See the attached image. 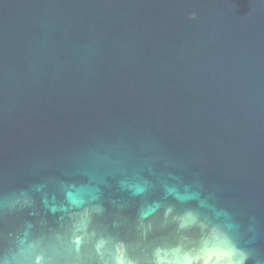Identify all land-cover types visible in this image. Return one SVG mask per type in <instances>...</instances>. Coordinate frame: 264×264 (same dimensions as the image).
I'll use <instances>...</instances> for the list:
<instances>
[{"label": "water", "instance_id": "95a60500", "mask_svg": "<svg viewBox=\"0 0 264 264\" xmlns=\"http://www.w3.org/2000/svg\"><path fill=\"white\" fill-rule=\"evenodd\" d=\"M0 264H264V0H0Z\"/></svg>", "mask_w": 264, "mask_h": 264}]
</instances>
